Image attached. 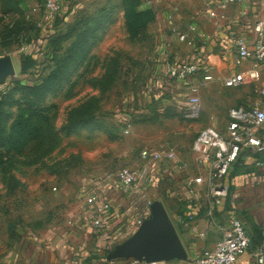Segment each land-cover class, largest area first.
Listing matches in <instances>:
<instances>
[{
    "label": "rangeland",
    "instance_id": "374dc122",
    "mask_svg": "<svg viewBox=\"0 0 264 264\" xmlns=\"http://www.w3.org/2000/svg\"><path fill=\"white\" fill-rule=\"evenodd\" d=\"M60 1L56 24L60 22L55 26L43 21V0H0V58L11 57L15 66L14 75L0 88L2 217H6L8 209L16 207L14 202L24 199L13 190L16 187L11 180L13 173L23 177L29 169L41 171L39 175L32 174L35 178H28L31 189H36L49 177L39 181L37 178L52 171L71 170L88 175L91 170L106 173L135 168L136 158L145 149L191 155L199 133L209 127L226 130L229 111L237 106L205 88L195 93L190 90L187 98V101L193 96L198 98L196 118L187 117L185 99L182 111L175 113L171 110L176 105L171 94L156 100L163 89L159 87L163 76L159 63L154 61L155 9L176 13L181 17L176 25L186 27V21L200 13L201 0ZM141 16L145 35L137 34L132 27L142 26ZM164 29L168 27L165 25ZM20 55L29 60L20 62L17 60ZM203 75L206 78L208 74ZM235 90V95L241 97L248 89ZM143 94L148 97L146 114L139 113ZM87 104L97 107L95 116L101 129H76L67 133L64 126L70 112L81 106L88 108ZM41 112L49 116L60 145L42 161L25 168V161L36 159L43 151L34 145L19 153L17 147L11 146V128L17 120L31 117L32 122L39 120ZM141 123L146 124L144 128L136 129ZM73 155H78L80 160L66 162ZM155 181L151 183L156 184ZM156 186L163 189L166 183L160 180ZM151 196L145 195L150 200ZM29 198L36 199L32 195Z\"/></svg>",
    "mask_w": 264,
    "mask_h": 264
},
{
    "label": "crops",
    "instance_id": "0c3cea01",
    "mask_svg": "<svg viewBox=\"0 0 264 264\" xmlns=\"http://www.w3.org/2000/svg\"><path fill=\"white\" fill-rule=\"evenodd\" d=\"M201 1L200 13L191 16L186 27L176 25L177 19L181 18L176 13L155 9L152 24L154 61L159 63V72L163 76L159 80V87L163 89L159 90L156 100L171 94L176 104L171 110L181 112V104H186L190 90L205 88L214 90L217 97L231 100L236 107H251L258 102V89L264 85V68L260 83L240 87L248 89L241 97L235 95L234 88H226L223 80L251 66L250 63L242 68L235 66L236 42L240 39L249 43L257 41L256 26L264 23V1L238 0L232 5H212V8L206 0ZM213 10L217 18L210 17L209 12ZM165 25L168 30L164 29ZM192 26L201 37L191 44L183 42L180 33H186ZM183 62L197 63L200 72L189 80L172 79L168 74L171 66ZM203 73L208 74L206 78ZM146 98L143 94L139 99L140 114L149 112ZM145 125L141 123L136 129ZM136 159L138 165L133 169L144 164L140 155ZM208 166H201L194 152L187 156L176 155L174 160L154 163L147 178L128 188L109 184L105 180L109 171L97 173L91 170L88 175L71 170L52 171L50 175L43 172L47 176H39L37 180L49 177L48 181L40 182L36 189H31L28 178H35L32 174L39 175L41 171L29 169L24 172V178L13 173L18 184L13 190L24 199L20 203L14 202L16 207L8 209L6 217L0 216V264H133L136 261L132 259L108 262L106 257L114 247L137 232L150 217L148 202L156 201L162 203L177 232L180 231L178 234L187 251L186 261L171 264H196L204 250L216 246L222 237L221 226H228L233 217L241 218L253 237L252 251L235 264H257L258 253L264 255V155L253 152L240 155L226 177L229 196L221 205H215L208 192L205 172ZM199 177H202V183L195 185L193 181ZM154 180L156 184L161 180L166 186L163 189L157 187L151 183ZM86 189L110 202L109 217L99 226L94 225V220L99 217L102 204H88ZM147 193L156 198L147 199ZM31 195L36 199L31 201ZM188 214L195 215V220L184 225L181 218Z\"/></svg>",
    "mask_w": 264,
    "mask_h": 264
},
{
    "label": "built area",
    "instance_id": "2783aa9c",
    "mask_svg": "<svg viewBox=\"0 0 264 264\" xmlns=\"http://www.w3.org/2000/svg\"><path fill=\"white\" fill-rule=\"evenodd\" d=\"M208 5L223 7L232 5L238 0H206ZM264 1V0H258ZM61 9L60 0H43V21L47 25H52L59 15ZM210 17L217 18L218 15L213 10L209 12ZM259 36L257 41L249 43L243 39L236 42L235 66L242 68L246 63L251 66L245 70L235 72L223 80L226 88H240L245 85L258 84L261 79V71L264 68V23L256 26ZM183 42L192 43L201 37L195 27H190L186 33H180ZM201 67L197 63L183 62L171 66L169 76L178 81H185L193 78ZM2 86H0L1 88ZM198 88H192L194 93ZM259 100L251 107L239 106L229 111V122L226 131L223 133L212 127L202 130L193 145V152L197 155L201 166L209 164L205 169L208 177V192L214 199L215 205H221L229 196V187L226 177L231 167L237 162L240 155L246 152H253L264 155V85L258 89ZM196 96L190 97L187 101V117L196 118L198 109ZM129 130L125 132L129 134ZM143 165L138 169L122 168L118 171H109L105 174V180L112 186L131 187L140 179H145L151 173L154 163L163 160H174L176 154L172 151H160L145 149L140 153ZM195 185L202 183V177L196 178ZM196 195L197 192L195 193ZM86 200L88 204H102L99 207V217L94 220V225L99 226L102 220L109 217L110 202L102 199L86 189ZM103 200V201H102ZM152 202H148L150 208ZM212 214V213H210ZM195 220V215L188 214L181 218V223L189 225ZM222 237L212 249H206L197 259L196 264H235L242 257L252 251V240L249 234V227L239 217L230 219L228 226H221ZM257 264H264V255L258 253ZM104 264V263H102ZM133 264H142L135 262ZM152 264H171L152 263Z\"/></svg>",
    "mask_w": 264,
    "mask_h": 264
},
{
    "label": "water",
    "instance_id": "95a60500",
    "mask_svg": "<svg viewBox=\"0 0 264 264\" xmlns=\"http://www.w3.org/2000/svg\"><path fill=\"white\" fill-rule=\"evenodd\" d=\"M15 73L11 57L0 58V86ZM187 251L180 239L175 225L161 202L150 206V217L137 232L114 247L106 257L108 262L115 260H135L146 264L186 261Z\"/></svg>",
    "mask_w": 264,
    "mask_h": 264
},
{
    "label": "trees",
    "instance_id": "16d2710c",
    "mask_svg": "<svg viewBox=\"0 0 264 264\" xmlns=\"http://www.w3.org/2000/svg\"><path fill=\"white\" fill-rule=\"evenodd\" d=\"M59 16V15H58ZM56 17L54 23L55 26L59 24L60 21L56 24L58 19ZM141 24L142 26L136 27L132 25L134 30H137V34L145 35L146 27L145 22L142 21L141 16ZM17 60L24 63V60H29L27 57L20 55L17 57ZM27 62V61H26ZM96 100V99H95ZM87 107L81 106L74 110H72L67 118V124L64 126V130L69 133L71 130L76 129H101L102 125L98 122L95 112L98 111L97 107H91V104H87ZM39 120H34L32 122V117L26 120H17L14 122L11 128V146L14 148H18V152L21 153L26 147L38 146L43 153L40 155H36V159L34 158L32 161H25L23 167L28 168L35 165L33 163L37 162V160L42 161L44 158L49 156L52 152H54L60 145V137L55 133L53 126L50 124V118L47 117L46 114L40 113ZM49 134V136H48ZM112 139H116V137H112ZM45 149V151L43 150ZM80 159L78 155H73L66 162L72 163ZM72 161V162H71ZM39 162V161H38ZM68 163V164H69ZM11 180L15 182V179L12 177ZM15 185H18L15 182ZM180 234V231H178ZM249 234L252 240V248H253V237L249 229Z\"/></svg>",
    "mask_w": 264,
    "mask_h": 264
}]
</instances>
